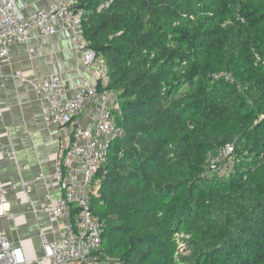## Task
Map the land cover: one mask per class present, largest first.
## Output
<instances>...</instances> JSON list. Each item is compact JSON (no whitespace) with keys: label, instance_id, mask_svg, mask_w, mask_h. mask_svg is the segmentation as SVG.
Masks as SVG:
<instances>
[{"label":"trees","instance_id":"1","mask_svg":"<svg viewBox=\"0 0 264 264\" xmlns=\"http://www.w3.org/2000/svg\"><path fill=\"white\" fill-rule=\"evenodd\" d=\"M255 2L203 0V5L221 18L231 16L234 20L233 15L237 16L236 28L241 35L246 32L242 47L249 49L254 45V51L264 61V44L258 37V30H264V5ZM80 3L86 14L84 36L90 48L104 58L108 73L105 87L116 91L120 105L115 116L122 137L112 144L108 162L96 177L99 188L93 200L95 214L104 222L100 253L121 250L118 264H159L152 257L173 247L175 231L182 229L195 234L199 219L209 218L217 184L238 190L246 180H252L258 203L249 211L256 216L249 225L255 238V261L264 264V222L261 221L264 219V120L216 143L206 140L196 125L199 118L209 125L225 120L228 111L241 113L247 108L248 101L234 86L225 84L233 96L228 107L208 97L198 98L193 107L169 103L173 91L194 83L201 70L194 64L184 74L179 71L180 65L176 63L182 55L168 47L163 36L159 39L154 29L157 26L167 29L168 22L184 23L185 17H193L194 1L80 0ZM211 34L220 36L221 30ZM181 39L189 43L193 40L186 31L181 32ZM221 44L217 37L212 46ZM245 60L251 63L250 58ZM243 84L248 93L254 94H251L254 103L264 110V74L253 75ZM98 88L103 85L98 83ZM194 107L203 108L201 114L187 115ZM254 115L251 110L243 117L249 122ZM233 142L239 156L247 159L241 161L235 172L209 179L208 155ZM161 214L167 217L162 219ZM226 247L228 252L233 250ZM225 249L217 247L207 253L203 263L227 264ZM232 264L247 263L238 259Z\"/></svg>","mask_w":264,"mask_h":264},{"label":"built area","instance_id":"2","mask_svg":"<svg viewBox=\"0 0 264 264\" xmlns=\"http://www.w3.org/2000/svg\"><path fill=\"white\" fill-rule=\"evenodd\" d=\"M80 4V0H53L48 8L27 16L17 0H0V60L8 56L12 47L26 44L33 28L44 36L67 31L85 66L95 69L98 79L102 78L101 70L103 76L108 77L101 55L90 48L84 36L86 14ZM34 54V49L30 50L32 58ZM228 81L233 82L231 79ZM34 91L47 102V114L53 116V122L63 126L73 124L74 117L83 111L86 104L99 106L92 125L83 127L75 123L73 126V143L57 168L60 197L53 200L47 194L41 203V211L53 222L63 221L62 236L51 242L43 232L40 234L43 260L47 264H96L97 254L103 246L104 222L95 214L93 200L97 197L98 172L109 159L112 144L122 137L115 116L120 107L117 93L106 87L98 88V82L87 74L82 75L81 84L71 98H66L65 82L59 76L36 83ZM80 142L84 145L80 146ZM236 148V143L222 147L221 160L229 162L228 165L236 162L240 157ZM5 154L11 159L16 158L9 150H5ZM15 187L4 184L0 175V264H27L25 253L14 246L3 230V220L10 216L8 195Z\"/></svg>","mask_w":264,"mask_h":264},{"label":"crops","instance_id":"3","mask_svg":"<svg viewBox=\"0 0 264 264\" xmlns=\"http://www.w3.org/2000/svg\"><path fill=\"white\" fill-rule=\"evenodd\" d=\"M17 2L30 16L36 10L48 8L53 0ZM101 61L106 70L103 57ZM99 73L100 79L95 69L85 66L67 31L44 36L33 28L26 44L12 47L8 56L0 60V175L4 184L16 186L8 195L10 216L3 220V230L14 246L25 253L27 264H47L43 260L41 232L51 242L62 236L63 221L53 222L41 211V203L47 194L53 200L61 195L57 168L73 143L74 124L88 127L99 112L97 104L88 103L74 117L73 124L54 123L53 116L47 114V102L37 95L34 85L59 76L65 82L66 98H71L83 74L105 87L108 77L103 76L102 70ZM79 144L83 146L84 142ZM5 150L16 158L11 159Z\"/></svg>","mask_w":264,"mask_h":264},{"label":"rangeland","instance_id":"4","mask_svg":"<svg viewBox=\"0 0 264 264\" xmlns=\"http://www.w3.org/2000/svg\"><path fill=\"white\" fill-rule=\"evenodd\" d=\"M193 1L196 6V13L193 17H185L184 23L177 22L171 25V22H168L170 25L167 29L157 26L154 32L159 39L163 36L165 40H168L166 41L168 47L179 51L182 55V59L180 58L182 63H176V66L180 65L179 71L184 74L194 64L201 70L194 83L179 86L173 91L170 104L182 103V107L189 105L193 107L198 98L208 97L228 107L232 103L233 96L229 91V86H225L227 83L234 86L243 99L248 101L249 104L243 112L228 111L223 121L207 125L203 118H199L196 129L202 132L206 140L221 143L264 120L263 108L254 103L252 93H248L246 85L243 84L247 83L253 75L264 74V61L254 51V45L249 49L242 47L241 42L246 38V32L241 35L236 28L234 20L237 16L233 15L234 20L231 16L221 18L211 8L205 9L203 0ZM255 5H264V2L257 0ZM219 29L221 30L220 36L211 34ZM183 31H186L193 39L191 43L181 39ZM217 37L221 39L222 44L212 46ZM258 37L264 44L263 29L258 30ZM245 58H250L251 63H247ZM228 79L233 82L230 83ZM251 110L255 112L254 119L247 122L243 116ZM202 111L203 108L194 107L188 110L187 115L196 116L197 114L198 116ZM222 147L220 146L217 152L208 155L206 176L209 179L221 178L230 171L235 172L238 165L247 159L239 157L236 162L232 161L228 165L229 162L220 158ZM255 176L257 177L258 174ZM98 185L97 182L96 186L99 188ZM255 185L252 180H246L238 190H232L221 183L217 184L218 188L210 205L211 214L208 219H199L198 232L190 234L182 229L175 231L173 247H168L163 250V253H155L152 259L159 264H204L207 253L217 247L225 249L226 246H230L233 248L231 252H228V249L224 250L225 263L232 264L240 259L247 264H260L255 261V238L251 235L253 230L250 227L251 224L249 225L256 217L255 214L249 213L258 203V198L254 193ZM161 216L162 219L167 217L165 214ZM261 221L264 222V219ZM175 225L178 227L177 224ZM120 252L121 250L103 251L99 253L96 264H118Z\"/></svg>","mask_w":264,"mask_h":264}]
</instances>
